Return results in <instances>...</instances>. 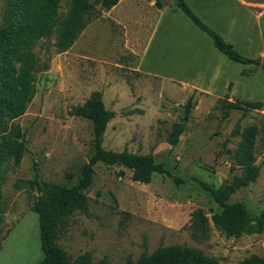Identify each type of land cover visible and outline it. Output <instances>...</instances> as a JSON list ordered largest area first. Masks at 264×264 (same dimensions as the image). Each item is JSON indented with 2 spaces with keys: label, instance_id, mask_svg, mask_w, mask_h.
Listing matches in <instances>:
<instances>
[{
  "label": "rangeland",
  "instance_id": "obj_1",
  "mask_svg": "<svg viewBox=\"0 0 264 264\" xmlns=\"http://www.w3.org/2000/svg\"><path fill=\"white\" fill-rule=\"evenodd\" d=\"M138 1L123 0L121 13L110 8L84 20L62 52L51 48L53 38L33 48L38 64L45 62L46 68L34 73L32 99L16 119L24 145L21 159L16 166L6 160L0 168V250L5 242L0 264H34L41 258L37 216L30 210L38 195L36 185L70 187L79 179L93 153L92 125L68 112L92 91L100 92L104 108L112 113L101 147L149 154L181 183L158 174L146 184L132 182L126 168L96 163L84 191L88 215L73 213L57 234L56 244L69 260L88 253L90 264H125L169 245L195 247L216 258L218 264H240L251 254L264 258V227L259 234L227 238L209 222L203 240L194 239L188 228L192 211L199 209L209 216L216 207L196 181L215 188L240 173L237 167L229 173V168L240 132L248 125L261 130L254 140L258 176L228 201L244 203L254 215L264 212L262 115L193 107L182 123L176 146H169L166 133L172 123L181 120L190 93L182 97L176 86L138 71L136 52L144 37V29L136 28L140 14L134 2ZM156 1L159 5L175 3ZM87 2L98 9V0ZM5 3L0 0V22ZM66 9L65 0H60L58 12ZM190 28L196 29L189 22ZM12 65L17 67L13 61Z\"/></svg>",
  "mask_w": 264,
  "mask_h": 264
},
{
  "label": "trees",
  "instance_id": "obj_2",
  "mask_svg": "<svg viewBox=\"0 0 264 264\" xmlns=\"http://www.w3.org/2000/svg\"><path fill=\"white\" fill-rule=\"evenodd\" d=\"M60 0H6L0 22V168L6 160L16 166L24 150L22 132L16 119L25 111L34 91V73L46 68V63L38 64L33 48L44 40L53 38L51 48L55 53L62 52L68 46L76 30L84 20L96 17L101 10L108 11L118 0H98V9H94L87 0H65L64 13L58 12ZM154 5L159 7L156 0ZM176 7L201 32L206 34L213 47L228 60L241 64L264 68L258 59H249L235 52L213 30L204 25L188 8L183 0L175 2ZM89 16V17H88ZM48 47V46H47ZM12 61L17 64L15 68ZM194 107L192 95L183 104L181 120L170 125L166 133V143L176 146L186 121ZM220 109L241 111L261 110L259 101L218 100ZM71 116L87 119L92 125L93 153L80 170V177L70 187L56 184L36 185L38 195L32 201L30 210L37 216L39 247L42 259L36 264H90V256L84 253L69 260L66 253L56 244L58 231L68 225L69 217L75 213L88 215L87 197L84 191L90 184L93 166L101 163L105 166H122L130 171L132 182L146 184L153 174L165 175L174 183L181 179L171 176L161 163H155L149 154L128 153L125 150L115 152L101 147V138L112 113L103 106L101 94L92 91L81 104L72 107ZM264 120V116H261ZM261 130L256 125L245 126L240 132L239 141L231 156L233 167L240 169L238 175L222 181L217 187L196 181L198 188L215 204V210L206 216L197 209L190 213L188 228L190 235L197 240L207 237L209 222L212 227L227 238L241 235L259 234L264 227V212L252 214L242 202L230 203V195L254 182L259 166L255 165L254 140ZM264 138V131H262ZM3 175L0 169V184ZM97 264H104L103 261ZM125 264H218V260L208 257L195 247L169 245L158 247L151 253L141 254L136 260H126ZM240 264H264V258L251 254L243 258Z\"/></svg>",
  "mask_w": 264,
  "mask_h": 264
},
{
  "label": "crops",
  "instance_id": "obj_3",
  "mask_svg": "<svg viewBox=\"0 0 264 264\" xmlns=\"http://www.w3.org/2000/svg\"><path fill=\"white\" fill-rule=\"evenodd\" d=\"M183 1L235 52L263 64L264 0ZM122 2L118 0L111 9L121 13ZM134 5L140 14L136 28L144 29L142 45L136 52L138 71L176 86L182 97L193 94L194 108L214 107L223 98L227 102L259 101L261 110L252 111L264 116V68L253 71L251 65L228 60L206 34L196 27L189 30L191 21L174 2L156 7L153 0H139ZM38 258L36 261L42 259V253Z\"/></svg>",
  "mask_w": 264,
  "mask_h": 264
},
{
  "label": "water",
  "instance_id": "obj_4",
  "mask_svg": "<svg viewBox=\"0 0 264 264\" xmlns=\"http://www.w3.org/2000/svg\"><path fill=\"white\" fill-rule=\"evenodd\" d=\"M175 2H179L180 0H174Z\"/></svg>",
  "mask_w": 264,
  "mask_h": 264
}]
</instances>
